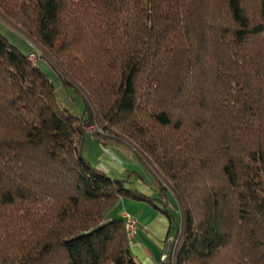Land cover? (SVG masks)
<instances>
[{
  "label": "trees",
  "instance_id": "1",
  "mask_svg": "<svg viewBox=\"0 0 264 264\" xmlns=\"http://www.w3.org/2000/svg\"><path fill=\"white\" fill-rule=\"evenodd\" d=\"M0 14L36 55L0 33V264H139L111 211L125 196L170 217L168 191L174 264H264V0H0ZM91 125L135 150L161 206L83 156Z\"/></svg>",
  "mask_w": 264,
  "mask_h": 264
},
{
  "label": "crops",
  "instance_id": "2",
  "mask_svg": "<svg viewBox=\"0 0 264 264\" xmlns=\"http://www.w3.org/2000/svg\"><path fill=\"white\" fill-rule=\"evenodd\" d=\"M119 142L121 148L125 147L129 151L127 156L134 162V171L137 175L129 176L131 187L148 198H158L159 189L155 182L154 173L145 164L146 167L143 166L135 150L129 144L125 141ZM101 161L118 167L105 154L101 156ZM96 166L98 167V165ZM138 166L141 168L139 169ZM145 168H148L150 173ZM168 194L169 192L167 193V210L170 217L162 214L146 200L125 196L119 199L111 211V216L132 218L136 221L135 235L129 246L139 264H160L159 259L165 251L167 239L175 238L179 234L181 215L176 201L175 207L174 205L170 206ZM153 202L161 206L158 199L153 200Z\"/></svg>",
  "mask_w": 264,
  "mask_h": 264
},
{
  "label": "rangeland",
  "instance_id": "3",
  "mask_svg": "<svg viewBox=\"0 0 264 264\" xmlns=\"http://www.w3.org/2000/svg\"><path fill=\"white\" fill-rule=\"evenodd\" d=\"M0 33L3 36H5L8 39V41L12 45L16 46L21 52L28 54V59L30 61L33 62L35 61L36 55H33L34 53L29 54V52L35 50L33 46L34 43L32 41L27 40V38L16 28H14L1 14H0ZM37 64L43 70V72H45L49 76L50 80L53 82L58 103L63 108L68 109L72 114L76 116H82L84 114V99L82 94L75 88V86L71 84H64L62 78L59 77L58 70L55 69L47 60L43 58H39L37 60ZM101 130L103 129L99 125H91L87 128V131L89 132L86 133L81 143L83 156L97 169L105 172L107 175H109L112 178L124 180L126 182V186H128V188L129 186L131 187L129 176L137 175V174L134 171L135 166L133 165L134 163L133 160H130V158H128L127 156L129 151L125 147L121 148V145L118 144L120 143L119 141L114 140L111 137L100 135L102 133ZM105 132L108 133L107 131ZM105 132L104 134L106 135ZM104 154L110 157L118 167L114 165L106 164V162H102L101 156ZM96 165H98V167ZM143 166L146 167L144 164ZM138 168L140 169L141 167L138 166ZM145 170L150 173L148 168H145ZM168 192H169L168 201L170 203V206L172 207L174 205L175 207L176 205L175 199L173 198L172 193L170 191ZM131 220L134 219L125 218V222L127 223H130ZM181 226H182V218H181V223L179 225V237L181 236ZM134 230H136V227ZM134 235H135V231H134ZM129 237L128 240L130 244L133 238L130 240ZM169 240L170 239H167L166 241V247L163 253H166L168 249V253L171 256L170 258L171 263L174 264L175 255H176L175 253L178 251L177 250L178 246L173 247L172 249L171 247H169ZM169 255L166 257L165 261H167ZM165 261L161 262L159 259L160 263H163Z\"/></svg>",
  "mask_w": 264,
  "mask_h": 264
},
{
  "label": "built area",
  "instance_id": "4",
  "mask_svg": "<svg viewBox=\"0 0 264 264\" xmlns=\"http://www.w3.org/2000/svg\"><path fill=\"white\" fill-rule=\"evenodd\" d=\"M33 55H35V54H33ZM135 227H136L135 220H131L130 223H127L126 222V233H127V237L130 236L129 237L130 240L134 237L133 235H134V231H135L134 229H135ZM178 242H179V234L175 238H171L169 240V247H171L173 249V247H176L178 245ZM167 254H168V249H167L166 253H163L161 255V258H160V261L161 262L162 261H165L166 257L168 256Z\"/></svg>",
  "mask_w": 264,
  "mask_h": 264
}]
</instances>
